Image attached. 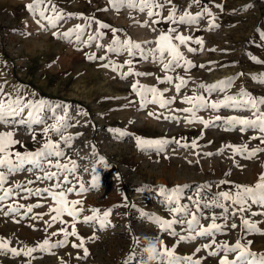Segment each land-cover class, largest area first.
I'll list each match as a JSON object with an SVG mask.
<instances>
[{
	"label": "rangeland",
	"instance_id": "obj_1",
	"mask_svg": "<svg viewBox=\"0 0 264 264\" xmlns=\"http://www.w3.org/2000/svg\"><path fill=\"white\" fill-rule=\"evenodd\" d=\"M32 2L0 0V84H4L5 92L18 89L26 100H44L55 108V114L63 115L62 108H67L72 126L66 134L75 138L71 146L63 150L77 161V175L88 188L79 195L76 192L68 194V199L83 201L84 211L81 213V222L76 224V230L84 238L89 254L86 258L78 259L83 257V249L73 248L72 243L79 244L80 241L70 236L68 244L52 249L51 253H33L31 264H145L146 254L143 249L146 243L155 238L162 240L167 248L176 244V255H192L200 244L208 243L210 238L177 244L178 237L162 232L148 218V214L161 219L172 218L160 192L162 187L171 189L178 185L185 186V199L181 202L190 204L187 198H195L204 185L210 186L202 193L207 198L211 193L234 189L237 184L252 185L259 174L264 172V152L257 153L251 159L242 155L233 158L229 149L216 154L218 149L229 144L247 143L250 149L255 148L260 145V141L251 137L259 135L257 131L249 129L242 133L237 129L225 130L227 125L224 120L216 121L213 127L204 128L200 123H188L184 119L188 114L180 111L189 107L183 102V97L192 96L194 91L213 101L222 99L225 94L235 95L241 89L254 97H264V82H260L264 79L261 76L264 74V0H201L200 4L191 3V0H172L177 16L186 9L195 14L202 7L209 8L218 25L211 30L208 28L207 16L195 25H174L165 20L153 25V18H149L146 12L126 6L116 11L109 0H53L66 16L71 15L61 21L56 29L47 26L41 28L36 22L39 15L32 14L26 8ZM169 7L165 5L164 9L159 10L162 16L168 15ZM85 18H92V23L85 29L80 43L75 41V37L69 41L52 35L54 31L65 32L75 25H84ZM96 21L109 25V28L101 30L104 32L101 39L86 45L83 41L88 39L89 34H95L98 28ZM145 21L148 26H142ZM42 23L46 25L45 21ZM170 27H177L181 34L193 37V41L196 38L203 40L202 49L193 41H189L187 46L180 45V52L194 66L187 72L182 67L168 72L167 75L173 78L172 84L157 80V77L162 78L165 73L162 65L153 61L151 56L145 60L139 55L129 56L127 52L119 55L106 53L113 39L111 29L119 30L117 35L121 40L140 43L147 51L156 47L155 41L160 32ZM97 44L102 46L97 47ZM189 46L198 50L189 52ZM86 53H95L97 57L107 55L108 59L118 64L132 60L135 71L150 75L122 79L117 72L101 66L107 60H89ZM165 55L167 57V53ZM257 60L261 63H257ZM127 67L125 65L123 71L126 72ZM177 77L188 80L187 85L178 93L175 90V84L179 83ZM229 78L234 80L226 93L214 92L209 96L204 90L197 89L200 83L212 85ZM137 80L142 85L156 87L161 91L168 89L164 96L175 97L173 103L167 108L149 104L141 109L139 97L131 89ZM149 112L154 115L150 116ZM26 113L27 110L25 116ZM42 115L48 125L55 123L54 113L50 109L45 108ZM170 115L179 117V122L163 118ZM197 115L208 120L216 115L225 118L249 117L251 113L242 109L221 108L219 112L200 110ZM43 127L37 124L31 128L23 124H0V132L14 131V139L20 143L14 145L13 151L34 152L45 140ZM117 129L126 134L118 135L114 131ZM33 132L35 140L32 138ZM50 135L53 141H59V136ZM137 137L179 140L189 145L195 139L198 147L185 148L173 142L160 152L155 148L142 150L137 147ZM100 157H103V162H100ZM93 174L97 177L95 188L90 187ZM29 180L35 181V175L21 171L9 177V184L22 183L29 188H44L52 183L35 181L28 184ZM221 180L231 183L221 185ZM73 183L76 181L73 180ZM16 191L19 194L3 202L5 206L13 202L24 205L39 202L42 207L34 208L27 216H15V219L0 213V237L10 240L11 246H34L61 227H68L71 231L72 218L67 215L63 217L67 222L65 225L57 222L45 230L44 222L50 221L54 214H46L49 205L54 206L46 193L38 197ZM92 208L100 209L101 214L105 210H112L105 227L101 228L98 223L82 222L83 216L91 215ZM20 211L24 213L25 209ZM204 211L206 215H211L221 210L211 208ZM250 211L260 213L264 212V208L252 205ZM37 213L44 214L42 220L31 218ZM245 215H249L261 231H245L239 227V217L230 218L229 226L234 222L238 225L237 229L216 233V241L234 244L242 237V242H251L252 251L264 252V215ZM217 222L222 223L219 220ZM201 223L207 226L209 220L202 219ZM176 231H180L179 226H176ZM133 237H139L140 243L134 244ZM57 239H63V235L51 237L52 241ZM194 258H201L202 264H218V257L208 256L204 250L196 253ZM28 259L23 255L13 256L9 253L0 255V264H26Z\"/></svg>",
	"mask_w": 264,
	"mask_h": 264
},
{
	"label": "snow or ice",
	"instance_id": "obj_2",
	"mask_svg": "<svg viewBox=\"0 0 264 264\" xmlns=\"http://www.w3.org/2000/svg\"><path fill=\"white\" fill-rule=\"evenodd\" d=\"M201 0H191V3L200 4ZM112 8L119 11L122 7H128L130 9L139 10L142 13L147 14L152 19V24H158L161 20H165L174 25H195L198 24L202 17L207 16L209 30L218 27L215 23L216 17L207 7H202L200 11L192 14L187 9L177 16V9L172 5V0H109ZM165 5H169L168 15L162 16L161 11L165 8ZM191 5H189L190 7ZM217 7H220L217 5ZM26 8L32 14L39 15V19L36 21L41 28L56 29L61 21L68 18L71 14L66 16L65 13L60 11L53 0H33L31 4L26 5ZM158 18V19H157ZM86 23L84 25H75L73 28L59 32L54 31L53 36L58 38L68 39L72 41L75 37L77 43L81 42V37L84 35L85 29L91 26L92 18H85ZM42 21L46 22L42 23ZM98 28L95 34H89L88 39L83 41L86 45H91L95 40L101 39L104 35L102 29H108L109 25L96 21ZM142 26H148V22L145 21ZM155 30V29H153ZM113 33V39L111 44L106 49V53L121 54L127 52L129 56L139 55L143 59H148L151 56L153 61L159 62L162 65V71L165 75L157 77V80L161 83L167 82L173 83V78L167 75L168 72L175 71L176 68H184L185 72L193 67L192 61L188 60L179 50L180 45L187 46L189 41H193V37L185 36L181 34L177 27H170L167 31H161L157 40L155 41L156 47L148 49L147 51L142 47L140 43L133 42L131 40H121L117 35L119 30L111 29ZM178 41L179 43H176ZM195 44L203 48V40L196 38L193 41ZM97 47L102 45L97 44ZM198 49L194 47H188L189 52H196ZM167 53V57L166 54ZM86 58L89 60H101L106 63L101 64L102 67L110 68L112 71L117 72L122 79H126L128 76H144L150 75V73L138 72L134 70L132 66V60H126L124 64H118L108 59L107 55L97 57L95 53H86ZM257 63L261 61L257 60ZM127 65V71H123V68ZM204 67V65H200ZM211 70V69H209ZM264 76V74H261ZM254 79H260V77H253ZM179 83L175 84L176 92H180L181 88L185 87L188 80L184 77H177ZM234 78H229L225 81H219L212 85H205L200 83L197 85V89H202L207 92L209 96L216 93H226L231 87ZM260 82H264L261 79ZM6 83V82H5ZM132 92L139 97V107L141 109L146 108L149 104H158L160 108H167L171 105L175 97H165L164 92L156 87H149L139 83L137 80L131 85ZM183 102L188 104L189 107L183 108L180 111L187 113L184 119L188 123H200L204 128L215 126V122L224 120L227 125L225 130L237 129L240 132H245L249 129L255 130L259 133L257 136L251 137V139H258L260 145H264V97L257 98L252 96L245 89H241L239 93L235 95L225 94L222 99L210 100L203 94H198L194 91L192 96L185 95ZM131 103V101H130ZM61 107V106H56ZM45 108L50 109L54 113L55 123L48 125L42 112ZM221 108L242 109L251 113L249 117L230 116L221 117L216 115L214 118L208 120L198 116L197 113L200 110H212L219 112ZM25 110H27L25 116ZM63 115L55 114V108L48 105L44 100H26L22 97L19 90L13 88L11 92H5L4 84H0V124H23L31 128L33 124L44 125L42 132L45 140L42 146L34 152L26 151L21 153L19 151H13L14 145L20 143V141L14 139V131L0 132V213L4 216L23 215L27 216L32 213L34 208L42 207L41 203L35 204H19L13 202L12 204L4 205L3 202L10 199L14 195L19 193L16 190L26 192L28 196H42L47 194L54 202V206L51 204L48 207L46 214L51 215L50 221H45L47 230L52 224L59 222L61 225H65L67 222L63 219L65 215L72 218L70 227H61L58 231H53L42 242H37L34 246L23 245L20 248L11 246V241L0 237V255L11 254L13 256H26L29 257L26 264H31L33 253L35 252H49L57 247H63L68 244V238L70 236L76 237L80 242L79 244L72 243L73 248L83 249V257L88 256V249L85 247V240L79 236L76 230V224L81 222V213L84 211L82 200H69L68 194L76 192L77 195L88 190L84 182L77 175L78 165L75 159H72L63 150L64 147H70L74 136L66 134L67 129L72 125L69 123L71 117L69 116L67 108H62ZM86 115V113L84 114ZM152 116L154 113L149 112ZM159 119V115L156 116ZM165 120H176L179 122V117L175 115L164 116ZM118 135H125L121 130H114ZM51 134L59 136V141H53ZM33 140L36 139L35 133L32 134ZM137 147L142 150L146 148H155L158 152L163 151L164 147L169 143H176L181 147L197 148L198 144L195 139L192 140L191 145L187 143H181L179 140H167V139H145L137 137ZM257 145L255 148H249L247 143L240 145H225L221 149L217 150L216 154H222L225 149L231 150L232 157L242 155L247 159H251L257 155V153L264 152V147ZM199 155V153H197ZM204 155H213V153H205ZM64 160V162H61ZM100 162H103V157H100ZM28 166V167H26ZM52 169H55L54 171ZM21 171L32 172L35 175V181H51L52 183L44 188L36 187L29 188L22 183L9 184V177L15 173ZM88 171V169H85ZM95 170L93 169V173ZM72 177V179H69ZM73 180L76 183H73ZM35 181L29 180L28 184H33ZM222 184H230V181L221 180ZM6 185H8L6 187ZM70 185V186H68ZM78 185V187H77ZM97 186V177L93 174L90 187L95 188ZM185 186H176L171 189L161 188L160 192L164 196L165 202L168 205L171 219H161L154 214H148V218L155 224H157L162 232L168 233L172 237H178L177 244L181 242L196 241L198 238H210L208 243H202L198 246L192 255L179 256L176 255V244L171 248L164 246V242L159 238H155L160 246L159 251V264H202L201 258H194L196 253L202 250L207 252L208 256L218 257V264H264V252H255L251 250V242H242V237L237 239L234 244H229L227 241L217 242L215 239L216 233L223 232L225 229H237L236 223L228 221L230 218L239 217L240 225L245 231H261L256 222L253 221L249 215H264V212L256 213L251 212V206L257 205L260 208H264V172L260 173L257 180L252 185H235L234 189L222 190L216 193H211L204 197L203 190L209 189V185L201 187L197 192L195 198H187L189 203H182L185 199L184 189ZM27 197H25L26 199ZM77 205H80L77 208ZM6 208V210H5ZM216 208L220 209V213H212L211 215L205 214V209ZM21 209H25L24 213H21ZM111 209L103 211L101 214L100 209H90L91 215L82 217L83 223H98L101 228L105 227L109 221L108 217L111 214ZM44 214L37 213L32 216L33 220L43 219ZM202 219L209 220L207 226L201 223ZM222 221L218 223L217 221ZM15 222H19L16 220ZM176 226H179L180 231H176ZM63 235V239H57L52 241L51 237ZM264 234V232H262ZM133 243L139 244V237H133ZM221 253L223 255H221ZM229 256L232 258L229 259Z\"/></svg>",
	"mask_w": 264,
	"mask_h": 264
},
{
	"label": "clouds",
	"instance_id": "obj_3",
	"mask_svg": "<svg viewBox=\"0 0 264 264\" xmlns=\"http://www.w3.org/2000/svg\"><path fill=\"white\" fill-rule=\"evenodd\" d=\"M143 251L146 254L145 264H159L160 246L156 241L146 243Z\"/></svg>",
	"mask_w": 264,
	"mask_h": 264
}]
</instances>
